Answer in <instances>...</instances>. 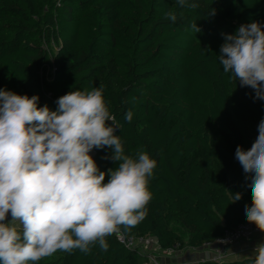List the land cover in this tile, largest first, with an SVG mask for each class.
I'll use <instances>...</instances> for the list:
<instances>
[{
    "label": "trees",
    "instance_id": "1",
    "mask_svg": "<svg viewBox=\"0 0 264 264\" xmlns=\"http://www.w3.org/2000/svg\"><path fill=\"white\" fill-rule=\"evenodd\" d=\"M189 2L199 6L0 0V89L38 95L41 107L55 111L57 99L72 90L102 88L125 154L146 151L156 161L146 215L121 232L154 237L163 250L201 248L247 221L250 174L235 152L251 148L264 119V100L224 72L219 59L225 36L240 25L264 27V0ZM90 155L97 165L106 159L101 171L117 167L108 147ZM106 239V251L98 244L87 253L58 251L38 264H144L146 256L116 235Z\"/></svg>",
    "mask_w": 264,
    "mask_h": 264
},
{
    "label": "clouds",
    "instance_id": "2",
    "mask_svg": "<svg viewBox=\"0 0 264 264\" xmlns=\"http://www.w3.org/2000/svg\"><path fill=\"white\" fill-rule=\"evenodd\" d=\"M166 17L177 20L172 11ZM219 59L224 72L264 100V27L255 21L240 25L235 35L225 36ZM56 103L53 111L39 105L38 95L0 89V264H38L58 251L87 253L97 244L106 251L108 236H119L146 215L156 161L146 151L125 154L103 89L72 90ZM133 115L129 110L125 120ZM104 147L118 162L107 171L90 155ZM235 157L250 174L247 221L264 232V119L251 148L238 146ZM241 195L235 193L234 200ZM254 251L253 264H264V243Z\"/></svg>",
    "mask_w": 264,
    "mask_h": 264
},
{
    "label": "built area",
    "instance_id": "3",
    "mask_svg": "<svg viewBox=\"0 0 264 264\" xmlns=\"http://www.w3.org/2000/svg\"><path fill=\"white\" fill-rule=\"evenodd\" d=\"M94 149L92 150V154ZM91 154V153H90ZM8 220H11L9 215ZM264 234V232L259 231L256 226L248 221L239 224L236 228L230 231H226L225 235L216 239L214 242L206 243L201 248L186 247L184 249H193V250H209L212 253L211 259L208 262L214 264H225L227 257V250L234 244L242 241L251 242L257 236ZM117 239L126 244L128 247L138 250L139 254L146 256L144 264H162L160 262V256H171L174 253H178V247L161 249L158 241L154 237H126L123 232L117 236ZM252 247V252L256 255L254 248Z\"/></svg>",
    "mask_w": 264,
    "mask_h": 264
},
{
    "label": "crops",
    "instance_id": "4",
    "mask_svg": "<svg viewBox=\"0 0 264 264\" xmlns=\"http://www.w3.org/2000/svg\"><path fill=\"white\" fill-rule=\"evenodd\" d=\"M264 243V234L257 236L251 242L242 241L234 244L227 250L225 264H247L245 259L253 258L255 254L252 247ZM212 253L209 250L184 249L174 256H160L162 264H206L211 259Z\"/></svg>",
    "mask_w": 264,
    "mask_h": 264
},
{
    "label": "rangeland",
    "instance_id": "5",
    "mask_svg": "<svg viewBox=\"0 0 264 264\" xmlns=\"http://www.w3.org/2000/svg\"><path fill=\"white\" fill-rule=\"evenodd\" d=\"M91 153H92V152H91ZM105 160H106V159H103V160L98 164V167H100L101 165L103 166V163L105 162ZM174 227H175L176 230H179V228H178L177 226H174ZM177 249H178L177 251H180V250L182 251V249L179 248V247H178ZM176 254H177V253H176ZM174 255H175V253H174L172 256H174Z\"/></svg>",
    "mask_w": 264,
    "mask_h": 264
}]
</instances>
